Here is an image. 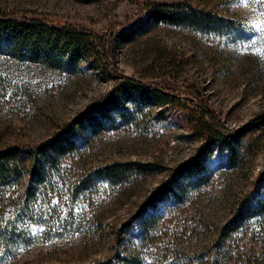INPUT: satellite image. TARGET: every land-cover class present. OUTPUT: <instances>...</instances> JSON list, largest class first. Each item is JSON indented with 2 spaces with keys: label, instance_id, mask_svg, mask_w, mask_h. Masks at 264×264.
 <instances>
[{
  "label": "rangeland",
  "instance_id": "rangeland-1",
  "mask_svg": "<svg viewBox=\"0 0 264 264\" xmlns=\"http://www.w3.org/2000/svg\"><path fill=\"white\" fill-rule=\"evenodd\" d=\"M176 2L232 20L247 37L196 33L148 16V6ZM3 14L86 31L109 52L102 66L83 62L74 74L0 56V149L66 135L128 83L170 101L96 136L76 160L80 175L118 162L151 164L153 174L101 186L74 206L84 215L77 231L57 238L35 227L33 242L6 264H93L116 254L139 233L154 192L200 155L210 182L164 216L143 264H201L234 211L264 197V0H0ZM211 126L251 147L244 164L226 167L228 152L209 138ZM231 248L227 264H264V223L234 236Z\"/></svg>",
  "mask_w": 264,
  "mask_h": 264
},
{
  "label": "trees",
  "instance_id": "trees-1",
  "mask_svg": "<svg viewBox=\"0 0 264 264\" xmlns=\"http://www.w3.org/2000/svg\"><path fill=\"white\" fill-rule=\"evenodd\" d=\"M147 12L154 23L159 21L201 34L247 37L243 33L245 28L232 20L186 3L152 4ZM102 47L86 31L39 18L0 15V56L21 63L74 74L83 62L102 66L103 57L109 52L108 49L103 54ZM127 85L129 90H125L126 86L114 90L112 99L101 105L96 114V111L90 112L66 135L33 148L0 149V206L3 207H0V264L15 258L18 247L33 242L35 227L57 238H63L65 232L77 231L84 215L74 211V206L87 200L101 186L128 184L155 172L151 164L139 162L113 163L81 175L75 171L76 160L96 136L134 122L148 105L156 103L161 107L170 103L164 94H156L151 88ZM210 128L213 129L207 131L209 138L228 152L226 167L234 169L244 164L251 147L243 146L215 127ZM202 162L201 155L193 158L164 188L154 192L141 212L137 236L123 239L119 252L93 264H143L144 252L158 241L156 229L164 216L183 208L195 192L210 182L213 172ZM261 177L264 178V173ZM64 195L67 199L60 204L59 199ZM62 208H65L64 213ZM232 215L220 228L201 264L233 261L231 241L234 236L246 232L253 223H264V197L253 204L243 202Z\"/></svg>",
  "mask_w": 264,
  "mask_h": 264
}]
</instances>
